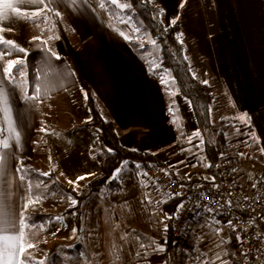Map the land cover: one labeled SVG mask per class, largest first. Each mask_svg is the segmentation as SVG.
I'll use <instances>...</instances> for the list:
<instances>
[{
    "label": "crops",
    "instance_id": "0c3cea01",
    "mask_svg": "<svg viewBox=\"0 0 264 264\" xmlns=\"http://www.w3.org/2000/svg\"><path fill=\"white\" fill-rule=\"evenodd\" d=\"M150 1L161 6L163 24L174 27L193 76L202 83L208 82L212 93V122L229 123L230 127L225 133L227 144L240 157L254 161L259 171L264 173V0H185L183 7L180 6L182 0ZM98 3L99 0H87V5L78 4L76 9L56 2L49 9H44V5L21 8L22 12L43 9L42 17L47 16V20H52L54 29L49 28L47 20L43 18L36 23L5 22L0 26L3 28L0 39L13 41L16 45L15 50L9 45L0 46V53L12 51L11 55H4L0 59V66H6L8 60L19 59L22 62L14 77V84L0 75V87L5 90L11 107L7 116L9 123H0L4 139L12 135L10 130L15 124L16 116L24 120L16 128L21 133V145L15 152V160L10 161L7 173V179L12 182L9 201L13 205L11 210L18 211L15 205H19L27 195L28 181L20 185L14 172L21 159L29 158L36 169L42 173L51 172L68 186L69 180L75 181L80 175L79 149L84 150L86 146L89 155H93L91 145L101 140V134L89 124L90 112L81 92V88L85 91L84 85L93 90L103 115L113 121L122 147L151 153L180 181L212 180V177L218 180L217 169L213 170L208 166L210 161L203 152L202 137L193 135L198 130V124L192 107L186 102L189 99L165 89L157 76L151 77L148 74L145 64L128 44L132 37L126 40L117 28L107 23V19L117 21L105 9L101 12ZM57 10L61 13L59 17L54 15ZM176 17L177 22L170 24ZM134 35L138 37L140 32ZM33 37H40L39 40L44 43L46 41L45 45L51 53L65 59L76 78L74 86L45 99L26 98V94L27 97L35 96L28 92L26 64L27 45ZM78 103H81L78 112L83 116L82 119L79 118L80 129L77 126L76 131L67 136L64 132L72 127L66 125L58 129L54 124L56 119L60 120L61 114L63 117L64 111L68 112L64 110L63 104H67V109L72 111V107ZM65 123L66 120L62 119V124ZM41 128H46L47 132L40 131ZM49 133L56 134V140L51 141ZM232 135L236 137H231ZM189 137H192L191 140ZM50 147L58 150L71 149L75 156L66 155L64 162H55V167L51 169L44 167L45 153ZM220 150L218 148L219 152ZM81 156H85L87 162L93 161L91 157H95L87 156L84 152ZM35 163L38 164L37 167ZM129 168L130 172L124 174L122 179L133 186L138 182L140 186L147 184V187L143 186L145 194L161 201L168 199L144 177H138L139 169L131 165ZM120 185L122 188L123 184ZM68 187L72 189L70 184ZM105 191L103 189L102 193ZM162 204L157 205L154 221L156 227L160 228L161 237L157 240L148 232L156 243L146 250L162 243L166 245L168 230L165 232L164 226L168 223L158 217ZM148 207L150 206L147 205V209ZM219 221L221 223L216 224L194 215L185 232L189 230L197 236L198 248L202 250L198 259L232 264L224 252H228L229 246H234L239 257V244L235 233L225 226L224 221ZM217 228H222L223 231L217 234ZM45 230L40 225L30 226L27 243L35 246L45 244ZM229 237L230 243H221ZM33 238H36V243H33ZM77 240L68 246H72ZM135 240L137 253H140L139 242ZM68 246H64L62 251ZM86 249L91 261V254L87 247ZM46 250L45 247L33 261L29 254H25L23 264L37 262ZM144 251L140 253L141 258L145 257ZM55 256L53 262L59 264L55 261ZM152 256L151 254L141 261H148ZM217 256L220 259H216ZM157 257L160 264H165L164 250Z\"/></svg>",
    "mask_w": 264,
    "mask_h": 264
},
{
    "label": "trees",
    "instance_id": "16d2710c",
    "mask_svg": "<svg viewBox=\"0 0 264 264\" xmlns=\"http://www.w3.org/2000/svg\"><path fill=\"white\" fill-rule=\"evenodd\" d=\"M124 3L131 4V8L121 12L114 5H106V11L116 21H121L128 17L133 27L140 29V36L130 38L128 44L137 57L145 64L148 74L151 77H156L157 74L161 75L162 85L165 89L192 101V110L203 140L202 149L210 161V168L213 170L216 168L215 159L219 153L218 148L221 149L220 152L239 156L227 144L225 138V133L229 129L230 124L222 121L218 123L212 122L210 114L212 93L210 88L207 84L193 78L194 76L186 60L182 43L174 27H166L162 22L161 6L150 0H124ZM153 40L156 41L155 45L152 44ZM141 44L144 45L143 48L140 47ZM26 64L28 92L36 95L37 89H39V99H45L77 83L74 75L69 77L68 74L73 72L65 59L63 57L60 60L55 59L41 40L33 41L32 39L28 42ZM84 88L85 92L89 94V98L86 101L90 112L89 124L98 129L101 134V140L94 142L90 148L91 153L100 163L101 171L80 189L83 192V196L76 197L81 201L80 204L87 201L94 193L102 192L105 188L115 191L121 189V185L116 181L111 183H106V181L111 176L113 169L118 167L125 158L135 162L150 159L160 163L149 152L130 151V149L122 147L118 141L113 121L103 115L101 105L96 99L93 90L88 85H84ZM106 147L114 149V153L108 154L104 151ZM21 165L29 170L25 175L27 177L26 180L33 185V197L38 195L42 197V200L55 197L58 202L67 205L69 194L76 196L72 189L57 179L54 174L51 173L49 176L41 175L42 172L32 166L29 158L21 159L18 167ZM181 181L184 182L185 180ZM36 185H39V187L37 188ZM166 201L158 210V217L164 219L169 225L170 219L165 214L171 215L174 213L178 199L168 198ZM79 205L76 207L77 213L74 217L77 228L80 223ZM26 215L29 217L30 226L46 224L56 217L53 212L45 210L39 203L30 207ZM127 229L130 235L138 240L139 245H146L143 249L140 247V253L154 245L152 242L155 241V238L147 230L133 227ZM196 247L197 236L191 231L184 232L179 239L178 245L174 247L170 245L168 233L164 249L165 264H171V250L177 255V264H207L204 259H197L195 262L189 261L190 256L194 255ZM233 248L234 246H229L228 258L232 264H241V260ZM44 249L45 244L40 243L34 248L26 249V254H29L30 260L33 261L36 255ZM63 253L64 255H81L87 263L90 262V256L81 240L72 246L65 247ZM55 261L61 263L63 257L56 255Z\"/></svg>",
    "mask_w": 264,
    "mask_h": 264
},
{
    "label": "rangeland",
    "instance_id": "374dc122",
    "mask_svg": "<svg viewBox=\"0 0 264 264\" xmlns=\"http://www.w3.org/2000/svg\"><path fill=\"white\" fill-rule=\"evenodd\" d=\"M117 2L124 3V0H117ZM103 10L104 9H101V12H103ZM103 14L104 13H102V15ZM122 21H127V23H122ZM106 22L111 23L113 28H117L129 38L134 37V34H137L134 31L132 22L128 17L119 22H114L113 20L110 21V19H107ZM46 23L49 28H55L52 20H47ZM85 23L86 22H84V24ZM157 77L162 82V76L157 74ZM63 105L64 110L68 112L64 111L63 117L59 112V114H61L60 120L57 121L56 119V124H54V126L58 127V129H60V126L66 127V125L67 127H72L71 130L64 132L65 134L67 133V136H70V134L76 131L77 126L78 129H80L78 124H81V120H79V118L82 119L83 116L78 112V109L81 108V103L72 107V111L67 109V104ZM76 114L78 115V118ZM49 119H51V117H49ZM62 119L66 120L64 125L62 124ZM14 121L16 128L17 125L24 122L23 119L18 118L17 116ZM0 123H9L7 116L0 120ZM10 123L13 122L11 121ZM234 136L236 137V135H232L231 137ZM48 137L51 141L56 140V134L54 133H49ZM231 148L234 150L233 147ZM79 151V176H84L85 174L93 175H88L85 179L80 180L76 186L78 190H80L83 185L87 183V181L98 175L101 170L100 163L95 157H91V160L93 161L87 162V160H85V156H81L83 152L87 156H93L91 154L89 155L88 148H86V146L84 150L80 148ZM66 155L75 156L74 152H71V149L58 150L55 149V147L47 148L44 167H48L50 169L55 167V162H61V160L64 162L67 158ZM50 157L51 159H49ZM35 165L37 167L38 164L35 163ZM88 168L92 169L88 170ZM122 184V191L105 188V193H94L87 201L80 204V223L78 228L76 227L74 221L77 210L76 208H70L69 199L67 205H63L61 202H58L55 197H50L45 200L41 199L39 202V205L41 204L40 206H42L45 210L53 212L56 217H63V219L59 221L53 219L46 224L40 225L46 229L44 236L46 238L45 247L47 250L41 259L33 264H40L41 261H45V264H55V262H53V257L55 255H60L64 258L62 261L63 263L61 262L59 264H87L81 255H64L62 251L64 246L70 245L75 239H78L77 241H83L85 247L88 248L92 258L90 264H160L158 260L159 258L157 257L160 251H153L154 248L145 249L144 253L147 252L148 255L143 258H141L140 255L137 256L136 240L129 233H127L126 228L136 227L145 229L155 236L157 240H159V237H161L160 228L156 227L154 221L157 216V205L161 203V199L158 200L153 196H149L147 193L145 194L143 192V186H140V182L135 183L133 186L126 179H123ZM70 187L73 188V185L70 184ZM145 195L147 196V199H145ZM149 201H151V203H149ZM147 205L150 206L148 209ZM149 211L151 213H148L147 215V212ZM74 228L77 229L75 233H73ZM33 239V243H36V238ZM164 245L165 243H162L157 245V247L162 246L164 249ZM151 254L153 256L150 260L141 261L146 257H150ZM201 254L202 250L198 248L197 242L194 255L190 256L189 261L195 262ZM206 262L207 264H223L222 261H218L217 263L216 261Z\"/></svg>",
    "mask_w": 264,
    "mask_h": 264
},
{
    "label": "snow or ice",
    "instance_id": "6c2138e0",
    "mask_svg": "<svg viewBox=\"0 0 264 264\" xmlns=\"http://www.w3.org/2000/svg\"><path fill=\"white\" fill-rule=\"evenodd\" d=\"M56 3L65 4L73 9L77 8V5L85 6L87 5V0H0V26H2L5 22L7 23H15V22H32L36 23L41 18L44 20H47V16L42 17L43 9L39 11L34 12H22V7H31V6H39L44 5V9H49L51 5ZM185 0H182L181 7H183ZM106 5H114L116 6L121 12H124L131 8V4L127 3H118L117 0H100L99 2V8L105 9ZM93 11H95L93 9ZM54 15L59 17L61 15L60 11H55ZM178 17L172 19L170 21V24L174 25L177 22ZM122 23H127V21H122ZM0 31H3V28L0 27ZM134 31L138 33L140 31L139 28H134ZM124 38L127 40L129 39L128 36L124 35L123 32L120 33ZM33 41L39 40L40 37H33ZM46 43V41H45ZM156 41H152V44L155 45ZM2 45H9L11 46L12 50L16 49V45L13 41L9 40H3L0 39V46ZM141 48L144 47L143 44L140 45ZM20 51H23V49H19ZM12 51H7L0 53V59L3 58L4 55H11ZM52 55L55 57V59L60 60L61 57L56 54L52 53ZM21 61L19 59L17 60H8L6 66H0V75H3L6 80H10L13 84L15 83V75L19 71V66L21 65ZM158 67V66H154ZM69 77L74 75V73H69ZM195 78V77H193ZM204 84H207V81H203ZM81 92L83 93V98L85 101L88 100L89 94L81 88ZM29 99H39V89H37L36 95L32 97H27ZM189 107H192V101L186 100ZM171 111V109L169 110ZM11 112L10 102L9 98L3 89V87H0V120H2L4 117L9 116ZM90 119V117H89ZM243 119V118H242ZM88 121L86 120L85 123ZM12 135L8 139H4V133L0 132V264H23V259L26 254V249L34 248L35 245L31 243H27V233L30 228V220L29 217L26 215L28 212V209L32 207L35 204H38L42 197L40 196H34L32 195L33 191V185L28 182L27 187V195L26 198L22 200V202L19 205H15V208L18 209V211L11 210L13 205L10 204V187H11V181L7 179V173L8 169L10 167V161L15 160V152L19 149L21 145V133L16 130V125L13 124V128L10 130ZM40 131L47 132L46 128H41ZM193 135L199 136L200 132L199 130H196ZM192 137H189V140H191ZM201 144H203V141H201ZM199 147V145H198ZM9 149H12L10 152ZM104 151H106L108 154H113L114 149L111 148H105ZM130 151H139L138 149H130ZM221 156H223V153H221ZM51 159V157L49 158ZM129 165H131L135 169H141L142 165L139 162L135 161H128L124 160L121 162L120 166L113 169L111 176L108 177L106 183H111L112 181H116L118 184L123 183V175L130 172ZM211 167V165H208ZM28 169H25L22 165L20 167H16L14 169L15 174L18 176V180L20 185H24L25 181L27 179L26 173L28 172ZM166 175L168 174L166 170H164ZM235 171V170H233ZM43 176H49L51 175V172L41 173ZM88 175L93 174H85L84 176H79L75 181L69 180L68 183L73 185L72 192L76 194V196H72V194H69V201H70V208H76L81 201L77 199L76 197L83 196V192L78 190L76 187L80 180H83ZM138 177H146L148 174L146 172L138 171L137 172ZM213 182L215 181V177H212ZM144 187H147V184L143 185ZM180 188H184L185 185L180 184ZM38 188L39 185H36ZM202 187V186H200ZM214 187H218L215 186ZM257 185H253V188L255 189ZM122 191V188L120 189ZM195 191V190H194ZM204 193L195 191V196L192 199L193 203V209H187L188 211H194V215L198 216L200 212L199 209L203 208L204 212L211 215L216 211H220L221 215H226L229 213H225L220 210V208H212L208 207L202 204V200L204 199ZM261 193L257 194V198ZM183 197L184 192H174L172 193L170 199H175L176 197ZM147 199V196L145 197ZM246 200L248 198H245ZM161 203H166L167 201H160ZM151 203V201H149ZM219 204V201L213 197V199L209 200V204ZM227 206L229 209L232 207V201H227ZM186 210V202L185 200H181V203L176 206V211L171 214H165L168 219H179L180 213ZM54 220H62L63 217H55ZM213 220L216 224H220L221 222L219 220H216L213 216ZM225 226L229 229H231L232 232L236 233V239L237 242L242 244L244 243L242 236L240 235V232L237 230L236 225L233 224L232 220H227ZM169 225L165 224L164 231L166 232L168 230ZM59 231V229H58ZM77 229H73V233H75ZM222 228H217L216 233L219 234L222 232ZM139 239V238H138ZM231 242V237H229L227 240H222V244H227ZM156 242L153 241L152 244H155ZM26 245V247H25ZM140 247L143 249L146 247V245L141 244ZM163 247L159 246L157 248H154L153 251H163ZM253 252H256L257 255L259 254V250L252 249ZM245 257H247L248 253H242ZM140 253H137V256H139ZM145 256H147V252L144 253ZM224 255H229L227 251L224 252ZM234 255V253H233ZM47 259V258H46ZM216 259H220L219 256L216 257ZM40 264H45V261H41ZM226 264V262H225Z\"/></svg>",
    "mask_w": 264,
    "mask_h": 264
},
{
    "label": "built area",
    "instance_id": "2783aa9c",
    "mask_svg": "<svg viewBox=\"0 0 264 264\" xmlns=\"http://www.w3.org/2000/svg\"><path fill=\"white\" fill-rule=\"evenodd\" d=\"M137 162L142 165L139 170L148 174L144 178L151 186L164 193L167 198H170L174 192H184L183 197L176 198L178 204L181 203V200H185L186 210L180 213L179 219H170L168 233L172 247L178 245L191 217L194 216L196 210L188 211L187 209H193L191 201L195 196V191H199L205 194L202 200L203 205L214 209L220 208L221 211L229 214L221 215L220 211H216L209 215L201 208L198 210L200 212L198 217L204 221L212 222L214 216L216 220H222L225 224L227 220L231 219L244 241L242 244L238 243L241 264H264V173L259 171L254 161L243 156L219 152L215 159L218 180L214 182L213 180L182 182L176 179L161 163L150 159ZM164 170L167 171V175ZM180 184L185 187L180 188ZM254 184L257 185L255 189L253 188ZM214 185L218 187H214ZM258 193H261L259 198H257ZM213 197L219 201V204H209V200ZM229 200L232 201L231 209L227 206ZM252 249L259 250V254L257 255ZM242 253H248L247 257ZM170 260L171 264H177V255L173 250L170 252Z\"/></svg>",
    "mask_w": 264,
    "mask_h": 264
}]
</instances>
